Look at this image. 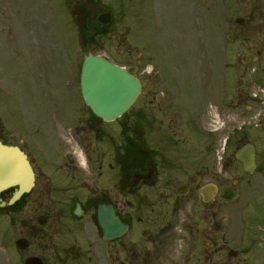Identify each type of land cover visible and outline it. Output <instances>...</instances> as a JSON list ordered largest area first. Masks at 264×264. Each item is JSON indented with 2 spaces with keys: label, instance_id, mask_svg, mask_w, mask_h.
I'll use <instances>...</instances> for the list:
<instances>
[{
  "label": "flooded vegetation",
  "instance_id": "obj_1",
  "mask_svg": "<svg viewBox=\"0 0 264 264\" xmlns=\"http://www.w3.org/2000/svg\"><path fill=\"white\" fill-rule=\"evenodd\" d=\"M152 1L164 10L155 6L151 13L165 16L166 1ZM151 63L142 127L134 117L126 127H100L105 123L82 101L79 75L81 116L70 115L73 78L65 75L61 85L46 89L39 118L36 67L30 86L19 91L14 123L0 102V143L17 150L34 179L27 194L1 210L4 218L15 216L14 244L25 240L15 252L23 261L264 264V139H250L249 128H231L224 92L217 102L199 103L193 78L173 75L179 67L169 62ZM18 189L4 190L2 200ZM101 205L127 226L122 236L103 239Z\"/></svg>",
  "mask_w": 264,
  "mask_h": 264
},
{
  "label": "rangeland",
  "instance_id": "obj_2",
  "mask_svg": "<svg viewBox=\"0 0 264 264\" xmlns=\"http://www.w3.org/2000/svg\"><path fill=\"white\" fill-rule=\"evenodd\" d=\"M165 1V16L154 18L151 12L155 6L164 10L160 1L0 0V87L9 91L3 94L0 90V102L11 112L12 123L16 120L19 91L23 85L30 86L32 67H36L39 82L33 111L37 109L39 118L44 113L46 89L61 85L65 75L73 78L70 115L75 119L81 116L74 78L78 76V66L91 52L126 69L136 67V76L142 83L138 101L124 117L100 127H122L132 117L138 127L143 126V82L148 76L145 70L155 61L161 66L174 64L181 76L195 79L199 103L217 102L224 92L230 99L231 128H249L250 139L262 143L264 0ZM100 11L110 12L113 19L103 36L91 45L81 27L88 16ZM237 19H243L242 25L235 23ZM242 55L250 57L245 64ZM28 213L25 210L24 214ZM5 219L12 223L7 227L0 216V264H23L13 246L12 237L17 235H12L16 232L15 216ZM181 245L178 242V250Z\"/></svg>",
  "mask_w": 264,
  "mask_h": 264
},
{
  "label": "water",
  "instance_id": "obj_3",
  "mask_svg": "<svg viewBox=\"0 0 264 264\" xmlns=\"http://www.w3.org/2000/svg\"><path fill=\"white\" fill-rule=\"evenodd\" d=\"M109 15L99 17V21L107 23ZM242 25L243 20L236 21ZM247 56L242 61L247 62ZM130 72L114 65L100 56L88 55L82 64L80 73L81 94L85 104L94 115L104 121L115 120L126 112L136 100L140 84ZM33 184V176L27 165L21 162L17 152L0 144V193L7 187L18 185L20 191L15 193L9 204L16 201L24 192H28ZM4 203L0 199V207ZM98 220L103 230V238H111L123 234L125 226L112 214L110 206H101ZM36 259H27L25 264H35Z\"/></svg>",
  "mask_w": 264,
  "mask_h": 264
}]
</instances>
